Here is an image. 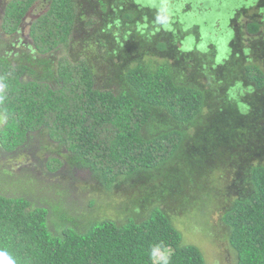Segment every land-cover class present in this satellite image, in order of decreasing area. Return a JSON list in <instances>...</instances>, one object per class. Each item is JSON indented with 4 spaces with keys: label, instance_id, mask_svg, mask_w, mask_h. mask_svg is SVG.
<instances>
[{
    "label": "trees",
    "instance_id": "trees-1",
    "mask_svg": "<svg viewBox=\"0 0 264 264\" xmlns=\"http://www.w3.org/2000/svg\"><path fill=\"white\" fill-rule=\"evenodd\" d=\"M39 1L35 51L13 64L1 42L0 146L16 154L42 139L107 192L133 183V211L54 235L47 209L0 194V253L11 264H206L169 212H206L233 191L222 224L237 264H264L262 18L235 27L237 52L223 62L214 48L182 52L181 22L134 0H11L3 33L16 35ZM48 162L52 174L64 165ZM146 178L154 185L137 191Z\"/></svg>",
    "mask_w": 264,
    "mask_h": 264
},
{
    "label": "rangeland",
    "instance_id": "rangeland-1",
    "mask_svg": "<svg viewBox=\"0 0 264 264\" xmlns=\"http://www.w3.org/2000/svg\"><path fill=\"white\" fill-rule=\"evenodd\" d=\"M10 1L0 0V52L4 49L1 42H8L5 56L10 57L13 64H16L15 60L19 53L35 51L34 48L32 49L30 30L35 18L42 14L45 5L39 1L38 6L36 5L27 20L23 22L20 31L14 36H9L3 33L1 26L5 6ZM261 1L134 0V3L142 8L157 9L177 23L181 22L184 33L190 35L187 39L190 40V46H186L188 41H185L182 52L199 50L208 53L214 48L216 59L223 62L227 59L228 53L229 55L234 53L231 45L238 37L236 28L240 27L244 30L249 18L256 14L264 23V11L258 10ZM244 9H247V14L242 13ZM245 45L247 47V42ZM196 46L199 48L194 49ZM63 56L58 52L53 58L59 62ZM3 126L4 121L0 120V131ZM49 145L56 148L53 143L49 142ZM44 147L42 139L38 138L31 141L25 150L16 154H7L0 146L2 196L11 199L23 198L30 201L34 208L47 209L49 229L54 235L61 232L63 227L69 228V225L74 227L78 224V227H81L84 223L90 225L104 220L120 223L126 221V217L133 211L132 207L128 206L129 192H134L131 186L134 185L133 183L120 191L107 192L100 188L99 181L90 176L89 170H79L71 156L66 157L67 153L51 156L43 151ZM48 157L58 158L64 162L58 172L54 174L49 172L46 167ZM221 181L218 180L215 185L219 186L218 182ZM153 183H155L153 179L146 178L144 183L138 184L135 189L139 191L142 187L154 185ZM214 197L219 203L214 204L212 210L197 212L190 216H185L177 210L168 211L170 218L183 236V245L197 247L202 252L206 264H237V257L231 249L222 224V219L229 206L235 201L236 195L233 191H229L223 198ZM123 208L129 213L124 212ZM146 214H149V211ZM162 257L160 253L158 258L162 259Z\"/></svg>",
    "mask_w": 264,
    "mask_h": 264
},
{
    "label": "clouds",
    "instance_id": "clouds-1",
    "mask_svg": "<svg viewBox=\"0 0 264 264\" xmlns=\"http://www.w3.org/2000/svg\"><path fill=\"white\" fill-rule=\"evenodd\" d=\"M234 52H237V51H234ZM0 264H11V260L10 258H8L6 254L0 253Z\"/></svg>",
    "mask_w": 264,
    "mask_h": 264
},
{
    "label": "flooded vegetation",
    "instance_id": "flooded-vegetation-1",
    "mask_svg": "<svg viewBox=\"0 0 264 264\" xmlns=\"http://www.w3.org/2000/svg\"><path fill=\"white\" fill-rule=\"evenodd\" d=\"M231 46H233V45H231ZM233 50H234V51H236V49H235V48H234ZM234 53H235V52H234ZM229 57H230V55H229V53H228V58H229Z\"/></svg>",
    "mask_w": 264,
    "mask_h": 264
}]
</instances>
